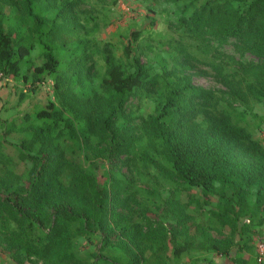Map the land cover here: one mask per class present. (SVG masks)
Masks as SVG:
<instances>
[{
  "label": "rangeland",
  "instance_id": "rangeland-1",
  "mask_svg": "<svg viewBox=\"0 0 264 264\" xmlns=\"http://www.w3.org/2000/svg\"><path fill=\"white\" fill-rule=\"evenodd\" d=\"M17 1L0 0V19L5 30L18 34L31 51L21 64L20 76L6 75L0 65V193L7 196L15 189L25 193L31 187L39 167L35 171L20 157L23 142L31 138L28 130L41 125L35 114L48 102L63 106L55 84L80 71L73 85L76 94L92 97L95 115L113 116V123L108 131L96 130L87 150L80 133L84 123L63 107L65 117L77 128L78 141L64 142L65 159L58 163L65 167L60 182L68 185L78 167L118 201H113L110 216L112 242L105 244L99 231L79 236L74 242L77 259L83 264L98 259L100 264H126L119 242H128L122 233L127 229L126 235L136 234L144 249L142 264H234L231 258L207 249L208 238L228 246L233 254L246 242L241 250L245 258L264 264L258 261L259 245L264 244V214L253 221L242 217L237 227L225 223L227 218L221 220L215 213H224V203L217 195L205 197L201 189L176 178L149 124L170 92L191 81L212 92L210 107L230 111L264 146V98H255L249 87L255 84L252 66L258 60L232 44L223 46L184 31L179 24L182 3L177 0H51V4L42 3L43 16L52 20L55 5L71 2L75 16L67 25L58 21L60 27L51 37L61 62L58 72L38 75L36 68L46 62L44 50L38 35L29 32L30 24L20 21ZM137 60L152 84L132 93L119 110L117 90L104 82L115 66L121 67L125 78L131 76ZM220 188L226 197L233 196L230 188ZM255 199L256 190H251L249 202ZM2 223L0 264H48L38 256L21 261L12 240L16 224Z\"/></svg>",
  "mask_w": 264,
  "mask_h": 264
},
{
  "label": "trees",
  "instance_id": "trees-1",
  "mask_svg": "<svg viewBox=\"0 0 264 264\" xmlns=\"http://www.w3.org/2000/svg\"><path fill=\"white\" fill-rule=\"evenodd\" d=\"M177 1L182 3L179 24L184 31L223 46L232 44L240 53L258 60L252 66L255 84H246L255 98L263 99L264 0ZM42 3L51 4V0H18L16 4L21 9L20 21L31 26L29 32L37 34L41 42L46 39L45 43L40 42L46 62L36 68V73L47 71L53 75L61 62L55 55L51 37L60 27L58 21L63 20L67 25L69 19L74 18L75 4L55 5L56 16L50 20L40 12ZM30 51L31 48L21 43L18 34L5 30L0 19V65L5 74L20 76L21 64ZM135 68V72L125 78L121 67H112L109 79L104 82L117 90L119 110L132 93L152 84L139 60ZM80 73L66 75L55 84L57 93L60 92L64 99H61L63 106L48 102L35 114L41 125L28 130L31 138L23 142L24 153L20 157L30 162L35 171L39 167L37 174H33L31 187L25 193L19 189L7 196L0 193V227L4 221L16 224L12 240L21 261L38 256L48 264H83L74 253L77 237L99 231L104 233L105 244L112 242L110 216L113 201L118 199L106 188L100 189L94 179L78 167L71 173L68 185L60 182L65 167L58 163L65 159L64 142L78 141L77 128L65 117L63 107L84 123L80 133L87 150L96 130L108 131L113 123V116L102 119L95 115L92 97L76 94L73 85L77 84ZM211 98V91L200 89L189 81L184 88L170 92L167 103L149 118V124L176 178L201 189L205 197L217 195L225 211L215 215L223 221L227 218L225 223L237 227L242 217L253 221L264 214V146L247 127L235 121L230 111L210 107ZM220 187L230 188L233 196L226 197L219 191ZM251 190H256L253 204L249 202ZM126 230L122 233L128 242H119L128 258L126 264H142L144 249L136 234L126 235ZM208 239L207 249L231 258L234 264H255L241 252L247 247L246 242L238 245V251L233 254L228 246ZM94 264H100V259Z\"/></svg>",
  "mask_w": 264,
  "mask_h": 264
},
{
  "label": "built area",
  "instance_id": "built-area-1",
  "mask_svg": "<svg viewBox=\"0 0 264 264\" xmlns=\"http://www.w3.org/2000/svg\"><path fill=\"white\" fill-rule=\"evenodd\" d=\"M258 253H259L258 261L263 262V260H264V244L259 245Z\"/></svg>",
  "mask_w": 264,
  "mask_h": 264
}]
</instances>
